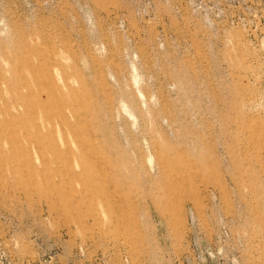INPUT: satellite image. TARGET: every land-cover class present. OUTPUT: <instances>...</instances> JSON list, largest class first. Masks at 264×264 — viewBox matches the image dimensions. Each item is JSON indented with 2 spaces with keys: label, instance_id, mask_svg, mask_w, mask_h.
I'll return each instance as SVG.
<instances>
[{
  "label": "rangeland",
  "instance_id": "obj_1",
  "mask_svg": "<svg viewBox=\"0 0 264 264\" xmlns=\"http://www.w3.org/2000/svg\"><path fill=\"white\" fill-rule=\"evenodd\" d=\"M1 137L0 264H264V0H0Z\"/></svg>",
  "mask_w": 264,
  "mask_h": 264
},
{
  "label": "bare ground",
  "instance_id": "obj_2",
  "mask_svg": "<svg viewBox=\"0 0 264 264\" xmlns=\"http://www.w3.org/2000/svg\"><path fill=\"white\" fill-rule=\"evenodd\" d=\"M18 101H19V100H18ZM19 115H20V114H19ZM16 121H17V120H16ZM18 121H19V120H18ZM29 123H30V122H29ZM17 126H18V125H16L15 128H17ZM17 130H18V129H12V131H13L14 133H16ZM25 138H26V137H25ZM1 139H3V138L1 137L0 140H1ZM5 139H6V138H5ZM13 141H14V142H13ZM9 142H10L9 145H10V144H11L12 146L15 145V144H16V143H15V137H14V138L12 137V139L10 138ZM6 143H7V140H6ZM25 144H26V143H25ZM0 145H1V143H0ZM0 148H1V147H0ZM2 148H3V147H2ZM2 151H3V150H2ZM0 153H2V152H0ZM37 159H38V158H37Z\"/></svg>",
  "mask_w": 264,
  "mask_h": 264
}]
</instances>
